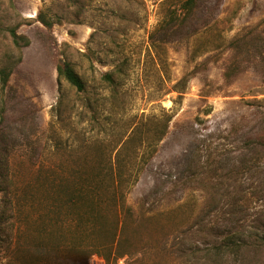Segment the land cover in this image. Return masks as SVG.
Returning a JSON list of instances; mask_svg holds the SVG:
<instances>
[{
  "label": "rangeland",
  "instance_id": "1",
  "mask_svg": "<svg viewBox=\"0 0 264 264\" xmlns=\"http://www.w3.org/2000/svg\"><path fill=\"white\" fill-rule=\"evenodd\" d=\"M186 1L0 0V264H264V0Z\"/></svg>",
  "mask_w": 264,
  "mask_h": 264
},
{
  "label": "trees",
  "instance_id": "2",
  "mask_svg": "<svg viewBox=\"0 0 264 264\" xmlns=\"http://www.w3.org/2000/svg\"><path fill=\"white\" fill-rule=\"evenodd\" d=\"M199 0H187L184 4V9L190 11L194 8L196 3ZM42 23L47 26L51 27L52 23L46 19H42ZM9 32L11 34V37L13 39V42L16 46H20L21 42H27L28 39L18 34L17 29L11 28L9 29ZM14 68L10 67L8 65L0 67V81L2 83V87H6L10 77L13 73ZM58 70V76L60 79L65 80L71 87H73L78 93H83L86 90V83L83 80V78L75 71L74 67L69 62H64L60 64L57 68ZM105 79L109 82L113 83L111 74H106ZM172 119V116H169L168 118L163 117V119L153 120L156 121L155 125L157 126V129L152 133L150 128H147L145 131H143L142 127L145 125L137 126L134 130V132L131 135V138L128 139L126 142H133L136 137H139V147L136 149V151H133L134 153H137L139 155V150L141 151V156L145 159V162H147L155 153H156V147L160 141L164 139V137L167 134L169 123ZM126 148V147H125ZM124 147L116 153V159L117 161L112 164L109 168L110 174H111V182L109 191L112 195H124L125 194V188L128 186H131L133 184V180L137 176V171L140 169L136 166H130V165H124L122 162H120V159L125 158L124 156ZM136 170V175L134 174V171ZM115 206V216H116V230L120 226L123 225L120 218V213L122 211L118 201ZM116 240V234L114 235L113 241ZM23 247L19 244L16 245V243H12L7 250L9 251V254L11 252L14 253L13 255L17 254V252H20V250ZM10 256V255H9ZM3 264H17V261L13 259V257H9V259H6V261Z\"/></svg>",
  "mask_w": 264,
  "mask_h": 264
}]
</instances>
